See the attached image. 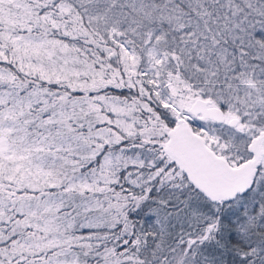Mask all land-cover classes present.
Instances as JSON below:
<instances>
[{
    "label": "snow or ice",
    "instance_id": "1",
    "mask_svg": "<svg viewBox=\"0 0 264 264\" xmlns=\"http://www.w3.org/2000/svg\"><path fill=\"white\" fill-rule=\"evenodd\" d=\"M0 264H264V0H0Z\"/></svg>",
    "mask_w": 264,
    "mask_h": 264
}]
</instances>
